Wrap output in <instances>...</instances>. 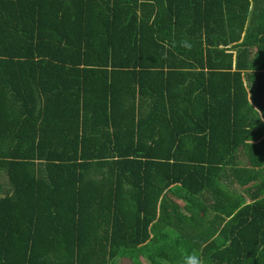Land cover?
<instances>
[{
  "label": "trees",
  "instance_id": "trees-1",
  "mask_svg": "<svg viewBox=\"0 0 264 264\" xmlns=\"http://www.w3.org/2000/svg\"><path fill=\"white\" fill-rule=\"evenodd\" d=\"M192 252L264 264V0H0V264Z\"/></svg>",
  "mask_w": 264,
  "mask_h": 264
},
{
  "label": "clouds",
  "instance_id": "clouds-1",
  "mask_svg": "<svg viewBox=\"0 0 264 264\" xmlns=\"http://www.w3.org/2000/svg\"><path fill=\"white\" fill-rule=\"evenodd\" d=\"M183 264H203V260L196 252H192L184 255Z\"/></svg>",
  "mask_w": 264,
  "mask_h": 264
},
{
  "label": "rangeland",
  "instance_id": "rangeland-1",
  "mask_svg": "<svg viewBox=\"0 0 264 264\" xmlns=\"http://www.w3.org/2000/svg\"><path fill=\"white\" fill-rule=\"evenodd\" d=\"M237 158L242 159V157L239 154L237 155ZM176 203H177L178 207H181L182 204L180 203V201H176ZM139 260H140L141 264H146V262L142 259L141 256L139 257Z\"/></svg>",
  "mask_w": 264,
  "mask_h": 264
}]
</instances>
